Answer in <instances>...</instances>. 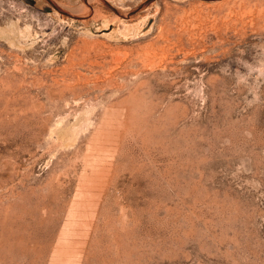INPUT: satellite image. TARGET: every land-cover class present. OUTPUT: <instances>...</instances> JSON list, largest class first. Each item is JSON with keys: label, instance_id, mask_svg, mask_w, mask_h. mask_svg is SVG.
Here are the masks:
<instances>
[{"label": "rangeland", "instance_id": "rangeland-1", "mask_svg": "<svg viewBox=\"0 0 264 264\" xmlns=\"http://www.w3.org/2000/svg\"><path fill=\"white\" fill-rule=\"evenodd\" d=\"M0 264H264V0H0Z\"/></svg>", "mask_w": 264, "mask_h": 264}, {"label": "crops", "instance_id": "crops-1", "mask_svg": "<svg viewBox=\"0 0 264 264\" xmlns=\"http://www.w3.org/2000/svg\"><path fill=\"white\" fill-rule=\"evenodd\" d=\"M123 31H124V32L126 31V33L129 32L128 29H127L126 27L123 28ZM134 32H135V31H134ZM136 32H137V31H136Z\"/></svg>", "mask_w": 264, "mask_h": 264}]
</instances>
